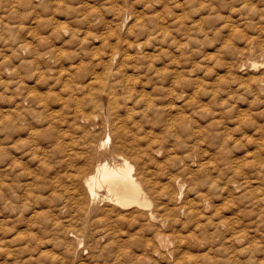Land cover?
Wrapping results in <instances>:
<instances>
[{"label": "rangeland", "instance_id": "obj_1", "mask_svg": "<svg viewBox=\"0 0 264 264\" xmlns=\"http://www.w3.org/2000/svg\"><path fill=\"white\" fill-rule=\"evenodd\" d=\"M146 53L150 57L144 55ZM253 63L256 66H253ZM76 71L81 77L73 74ZM76 76L80 77L79 80ZM89 76L96 78L93 79L91 85H87L90 82ZM73 82L78 83L77 86ZM263 83L264 0H0V112L4 110V113L7 114L8 110L10 114L12 113V116L7 117L6 121L10 122V119L16 121L18 129L9 132L10 128L7 126H0V164L3 159L11 155L10 151H12L16 157L19 156V160L21 159L20 161L24 162L31 172L36 173H32V178L34 175L36 178L35 184L31 186L33 192L35 191L33 194L37 196L39 193V196L45 197L44 199L49 196L48 200H39L35 217L27 221L26 214L20 208L21 202L18 201L16 204L8 202L13 179L6 178L5 188L0 194L1 196L4 193V197L2 199L0 197V213L8 212L9 207L14 208L16 212L14 216H7L6 213L5 223L0 225V264H129L130 262L131 264L134 262L135 264H176V262H178L177 264H264V190L260 191L264 189V180H262L264 179V107H261V105L264 106V98H260L264 97ZM65 85L72 86L67 88ZM111 87L114 89L111 91L116 92L117 98L114 102L116 105L113 106L109 105V88ZM229 88H232L231 92ZM140 92H146V96L140 97ZM206 95H210L211 98ZM250 95L257 96V98L253 97L252 99L249 97ZM27 97L29 101L26 99ZM34 97L35 100L40 99L41 105L37 102L34 103ZM17 100L19 101L17 102ZM219 100L220 102H218ZM30 101L37 105L29 103ZM163 101L164 103H162ZM230 101L233 102L230 103ZM44 102L47 103V107H42ZM187 103L190 105L188 106ZM183 104L186 106L184 107ZM191 105L194 106L191 107ZM149 106H151L148 108L149 110L143 112ZM212 106L213 109H211ZM10 108L12 109L10 110ZM27 108L30 112H25ZM128 108L134 109L127 113L126 109ZM196 109L199 110L196 111ZM214 109L215 112H213ZM17 110L21 114L26 113L27 119L20 118V121L14 119L17 117ZM209 110L213 111L209 112ZM110 111L112 114L109 113ZM31 112L34 113V116ZM140 113L143 114L140 116ZM223 113L225 114L223 115ZM192 115L197 117L193 118ZM82 116L90 117V121H95L92 122L97 125L90 129L93 131L90 140L96 143L93 152L96 146L100 147V143L109 134L110 141L105 144L104 148L96 149L97 154L100 155L103 152L106 157L111 158L115 156L113 155L114 148L118 151L125 148L126 151L122 152L130 157L131 162L134 163L135 159H140L135 161V172L139 170L138 173L145 179L143 184L146 187H148L147 184H151L152 189L150 186L148 187L151 198L149 208L119 207V209L114 204L113 208L109 200H96L95 203L88 205L80 177L89 168L86 166L91 165V160L87 158L89 155L83 151L80 145L84 126L87 127V123L80 119ZM145 116H148L149 119ZM258 118L261 120H257ZM182 119L184 120L182 121ZM218 119H221L222 122L226 120L224 123H227H221V120ZM233 119L234 121H232ZM163 120L169 121V124ZM256 121H259L257 125L260 126V128H256L257 131L254 129L257 126ZM111 123L120 126L118 131L120 133L110 129ZM197 123L199 127L196 125ZM229 123L233 125L231 126ZM141 126L143 129L140 128ZM194 127L196 128L194 129ZM227 128L229 129L226 130ZM258 131L259 133L254 134ZM166 132L167 134H165ZM195 132L196 138L193 135ZM155 133H157L156 136H154ZM190 134L192 135L190 136ZM249 134L251 137L248 136ZM12 135H14V141L11 139V142H8V138H11ZM220 135L221 138H219ZM151 136H154L152 140ZM41 138L45 139L41 144H33V141H38ZM51 138L55 139L54 141L57 143L51 141ZM137 138L141 139L136 141ZM95 140L96 142H94ZM142 141L145 143H141L142 146L144 145L141 149L144 154L147 152L146 156L143 155L142 150L129 147L130 144L135 147L138 142ZM189 141H192L191 144ZM204 141H210L209 145ZM12 142L16 144L15 147L19 146V148L15 149L13 146L11 150ZM113 142L114 145L116 144L115 147ZM124 143L127 144L126 147ZM192 143L194 144L192 145ZM55 144L58 146L57 148H55ZM256 144H259L258 147L255 146ZM148 145L151 147L149 148ZM196 145L203 148H198ZM247 146L251 147L252 151L250 148L247 149ZM128 147L130 150H127ZM228 147L229 150L226 149ZM30 150L33 152L31 153ZM78 150L82 152L76 153L79 152ZM151 150L153 152H150ZM246 151L249 153L245 154ZM53 152L54 154H52ZM46 155L54 156L51 159ZM154 155L159 159L156 157L154 159ZM204 155L206 157L203 158ZM65 156L69 159L66 160ZM145 157L146 159L149 157L147 161L143 160ZM198 158H200V162ZM53 159L55 163L53 162L52 165ZM179 159L184 161H178ZM46 160L50 162L47 163ZM232 163L234 164L231 165ZM254 163L256 166H253ZM139 165H142L141 169L144 167L143 170H140ZM6 167L3 166V169ZM85 167L86 171L83 169ZM201 168L207 169L206 172H203ZM190 169L194 172L191 171V173ZM262 170L263 173H261ZM187 171L189 177L185 174ZM23 172L22 168L16 170L17 179L14 181L16 186L22 185L24 182ZM192 174L194 176L191 177ZM255 174L262 181L260 179H258L260 181H256ZM211 177L212 179H210ZM192 178L195 179L193 183ZM40 179H44V181L42 182ZM261 184L263 188L260 186ZM194 187L196 191H194ZM259 187L261 188L259 189ZM70 188L71 192L68 190ZM101 193H105V191L101 190ZM78 195L80 196L78 197ZM186 196H188L187 199ZM194 196H196L195 200ZM77 198L81 199L77 200ZM199 198L201 200H198ZM62 200H70V206L74 207L73 212L71 211L72 214L74 213L73 215L68 210L70 206L63 207ZM157 202L158 205L160 204L159 206H157ZM69 204L67 203V205ZM77 204L80 207L84 204L90 207L89 214L87 213L86 217L82 216L84 221L77 216ZM212 205L217 209L214 206L215 209L211 208ZM99 208L100 210H98ZM178 209L180 214L177 213V215L175 213L178 212ZM143 211L147 212L148 217L149 213L154 211L155 219L148 218ZM170 212L172 216H170ZM97 215L98 218H96ZM187 216L192 220L191 222ZM143 217H147V220ZM218 219L220 222L217 221ZM171 221L172 223H170ZM180 221H183L184 225ZM201 222L204 224L199 225ZM155 223L157 227L161 226L162 228L154 230ZM226 223H231V226ZM151 224L152 229L149 228ZM177 225L178 227H176ZM182 226L184 230L180 229ZM144 231L145 234L142 233ZM159 232L163 234L160 235ZM179 232L181 235H178ZM137 233H141L142 236L140 237ZM176 235L179 236L178 239ZM200 236L201 238L203 236L201 241L199 240ZM233 236L238 238L235 239ZM12 240L14 242L18 240L15 246ZM174 240H177V243ZM187 240H191V242H187ZM3 241H6L7 244ZM220 241L221 244H219ZM226 242H228L227 245H225ZM249 243H251L250 246ZM8 244L11 246L9 247ZM189 244L190 247H187ZM116 245L117 247H115ZM251 246L254 247V250ZM158 248L161 253L157 251ZM241 249L243 250L241 251ZM184 250L186 254L188 253L187 255ZM214 256L215 258L218 256V258L215 259ZM114 258L115 262L113 263Z\"/></svg>", "mask_w": 264, "mask_h": 264}, {"label": "bare ground", "instance_id": "obj_2", "mask_svg": "<svg viewBox=\"0 0 264 264\" xmlns=\"http://www.w3.org/2000/svg\"><path fill=\"white\" fill-rule=\"evenodd\" d=\"M9 29V28H8ZM88 31V30H87ZM88 33H89V31H88ZM90 34H92L91 32H90ZM87 35V34H86ZM87 38V37H86ZM12 41V40H11ZM263 46V45H262ZM261 46V47H262ZM253 49V48H252ZM251 49V50H252ZM106 53V52H105ZM148 53V52H147ZM144 54V55H148V54ZM111 55V54H110ZM31 56H32V54H31ZM249 56V55H248ZM247 56V57H248ZM36 57V56H35ZM113 57H114V55H113ZM147 57H150L149 55L147 56ZM33 58V57H32ZM39 58V57H38ZM52 58H53V56H52ZM112 58V57H111ZM110 58V59H111ZM249 58V57H248ZM36 59V58H35ZM40 59V58H39ZM124 60V59H123ZM36 61V60H35ZM126 62V61H125ZM127 63V62H126ZM121 64H122V62H121ZM122 66V65H121ZM123 66H125V65H123ZM253 66H256V64L255 63H253ZM77 68H79V67H77ZM110 69V68H109ZM70 70V69H69ZM78 70V69H77ZM79 70H80V68H79ZM111 70V69H110ZM77 72L78 71H76V73L74 72L73 74H77ZM82 72V71H81ZM80 72V73H81ZM263 72V71H262ZM72 73V72H71ZM88 73V72H87ZM66 75H68V74H66ZM65 75V76H66ZM78 75V74H77ZM82 76H83V74H81ZM88 75V74H87ZM263 75V74H262ZM78 76H80V75H78ZM77 77V76H76ZM81 77V76H80ZM79 77V78H80ZM75 78V77H74ZM73 78V79H74ZM78 78V77H77ZM79 78H78V80H79ZM257 78V77H256ZM67 79H69V78H67ZM83 79V78H82ZM81 79V80H82ZM89 84H87V85H91L92 83H93V79L95 80L96 78H94V77H91V76H89ZM65 80V79H64ZM80 80V81H81ZM255 80V79H254ZM253 80V81H254ZM263 80V79H262ZM66 81V80H65ZM64 81V82H65ZM71 81V80H70ZM73 81H76V80H73ZM79 81V82H80ZM84 81V80H83ZM256 81V80H255ZM254 81V82H255ZM72 82V81H71ZM250 82V81H249ZM68 83V82H67ZM67 83H66V85H67ZM74 83V82H73ZM131 83H133V82H131ZM262 83V82H261ZM75 84V83H74ZM78 84V83H77ZM77 84H75L76 86H77ZM128 84H129V82H128ZM251 84V83H250ZM249 84V85H250ZM264 84V83H263ZM65 85V86H66ZM73 85V84H72ZM71 85V86H72ZM80 85V84H79ZM71 86H66L67 88H69V87H71ZM75 86V87H76ZM229 86V85H228ZM228 86H227V88H228ZM86 87V86H85ZM238 87V86H237ZM262 87V86H261ZM79 88V87H78ZM83 88V87H82ZM130 88V87H129ZM193 88V87H192ZM192 88H191V90H192ZM258 88H260L259 86H258ZM74 89V88H73ZM113 88L111 87V88H109V105L110 106H113L114 104L116 105V103H114L115 101H116V96H115V91H111ZM207 89V88H206ZM232 89V88H231ZM231 89L229 88V90H230V92H231ZM238 89V88H237ZM237 89H236V91H237ZM245 89V88H244ZM247 89V88H246ZM248 89H250L249 87H248ZM257 89V88H256ZM255 89V91H258V90H256ZM70 90V89H69ZM72 90V89H71ZM75 91H76V89H74ZM114 90V89H113ZM225 90H227V89H225ZM253 90V89H252ZM73 91V90H72ZM74 91V92H75ZM126 91H127V88H126ZM170 91V90H169ZM196 91V90H195ZM195 91H193V92H195ZM208 91V90H207ZM209 91H210V89H209ZM219 92H220V90H218ZM217 91V92H218ZM228 91V90H227ZM240 91H242V90H240ZM239 91V93H241ZM245 91H247V90H245ZM249 91V90H248ZM250 91H251V89H250ZM249 91V92H250ZM77 92V91H76ZM166 92H168V91H166ZM199 92V91H198ZM212 92V94H213V91H211ZM210 92V93H211ZM218 92V93H219ZM222 92V91H221ZM129 93V92H128ZM236 93V92H235ZM252 93H254L253 91H252ZM252 93H250V94H252ZM194 94V93H193ZM217 94V93H216ZM220 94V93H219ZM226 95H227V93H225ZM231 94V93H230ZM257 94H258V92H257ZM256 94V95H257ZM37 95V94H36ZM139 95V94H138ZM149 95V94H148ZM147 95V96H148ZM168 95V94H167ZM211 95V94H210ZM209 95V96H210ZM214 95V94H213ZM255 95V94H254ZM259 95V94H258ZM38 96H39V94H38ZM141 96H146V92H140V97ZM193 96V95H192ZM194 96H195V94H194ZM207 96V95H206ZM209 96H207V97H209ZM224 95H222V97H223ZM239 96V95H238ZM240 96H243V95H240ZM128 97V96H127ZM167 97V96H166ZM214 97V96H213ZM232 97V96H231ZM249 97H252L251 95L249 96ZM254 97V96H253ZM253 97H252V99H253ZM29 98H31V97H29ZM42 98V97H41ZM136 98V97H135ZM139 98V97H138ZM146 98V97H145ZM145 98H143V99H145ZM149 98H150V96H149ZM202 98V97H201ZM209 98H211V96L209 97ZM215 98V97H214ZM221 98V97H220ZM224 98H225V96H224ZM254 98H257V96L256 97H254ZM259 98V97H258ZM260 98H264V97H260ZM27 100H28V97L26 98ZM44 99V98H43ZM131 99H133L132 97H131ZM143 99H142V101H143ZM156 99V98H155ZM206 99V98H205ZM204 99V100H205ZM232 99V98H231ZM247 100H248V96H247V98H246ZM146 100V99H145ZM195 100V99H194ZM193 100V101H194ZM200 100V99H199ZM208 100V99H207ZM207 100H206V102H207ZM240 100V99H239ZM244 100V99H243ZM260 100V99H259ZM264 100V99H263ZM19 100H17V102H18ZM29 101V100H28ZM141 101V102H142ZM149 100H147V102H148ZM202 101V100H201ZM214 101V100H213ZM245 101V100H244ZM254 101L256 102V100L254 99ZM35 102H37V103H39L40 105H41V103H40V99L39 100H35V97H34V103ZM119 102V101H118ZM130 102V101H129ZM139 102V101H138ZM137 102V103H138ZM146 102V103H147ZM199 102V101H198ZM209 102V101H208ZM215 102V101H214ZM218 102H220V100L218 101ZM217 102V103H218ZM231 102H233V101H230V103ZM257 102H258V100H257ZM260 102H262L261 100H260ZM29 103H31V101L29 102ZM96 103V102H95ZM131 103V102H130ZM149 103V102H148ZM154 103V102H153ZM162 103H164V101L162 102ZM200 103V102H199ZM211 103V102H210ZM249 103V102H248ZM31 104H33V103H31ZM31 104H29L30 106H31ZM47 103L46 102H44V105L42 106V107H47V105H46ZM161 104V103H160ZM205 104V103H204ZM203 104V105H204ZM227 104H228V102H227ZM234 104V103H233ZM239 104H242V103H239ZM245 104V103H244ZM263 104H264V102H263ZM28 105V106H29ZM33 105H35V104H33ZM37 105V104H36ZM35 105V106H36ZM95 105H97V104H95ZM156 105V104H155ZM162 105V104H161ZM184 105V107L186 106V104H183ZM187 105L189 106L190 104H188L187 103ZM198 105V104H197ZM200 105V104H199ZM219 105V104H218ZM247 105V104H246ZM253 105V104H252ZM29 106V107H30ZM133 106V105H132ZM131 106V107H132ZM164 106V105H163ZM177 106H179V105H177ZM176 106V107H177ZM187 106V107H188ZM192 106H194V105H191V107ZM196 106V105H195ZM239 106H242V105H239ZM238 106V107H239ZM251 106V105H250ZM140 107V106H139ZM145 107V106H144ZM151 106H149V107H147V109L145 108V110L143 111V112H145V111H147V110H149L148 108H150ZM186 107V108H187ZM190 107V108H191ZM207 107V106H206ZM261 107H264L263 105H261ZM101 108V107H100ZM182 108V107H181ZM180 108V109H181ZM203 108V107H202ZM214 107L212 106V108L211 109H213ZM219 108H220V106H219ZM242 108V107H241ZM250 108V107H249ZM12 108H10V110H11ZM31 109V108H30ZM33 109H35V108H33ZM44 109V108H43ZM48 109V108H47ZM131 109H134V108H131ZM130 108H128V109H126L127 110V113H128V111L129 110H131ZM142 109V108H141ZM194 110H195V108H193ZM199 109H201V108H199ZM198 109V110H199ZM216 109V108H215ZM215 109H214V111L213 112H215ZM221 109V108H220ZM14 110V109H13ZM20 110V109H19ZM161 110H162V108H161ZM174 110H175V108H174ZM197 109H196V111H198ZM241 110V109H240ZM251 110V109H250ZM27 111H29L30 112V110H29V108H27L26 109V111L25 112H27ZM32 111V110H31ZM37 111V110H36ZM40 111V110H39ZM38 111V112H39ZM41 111H43V110H41ZM40 111V112H41ZM116 111V110H115ZM114 111V112H115ZM157 111H158V109H157ZM206 111V110H205ZM212 111H210L209 110V112H212ZM221 111V110H220ZM219 111V112H220ZM223 111H225V110H223ZM263 111V110H262ZM13 112V111H12ZM14 112H15V110H14ZM22 112H23V110H22ZM96 112V111H95ZM130 112V111H129ZM178 112V111H177ZM183 112V111H182ZM187 112V111H186ZM209 112H206V113H209ZM222 112V111H221ZM241 112H242V110H241ZM248 112H250L251 113V111H249L248 110ZM7 114H5L4 113V110H2L1 112H0V126L1 127H8V128H10L8 131L9 132H14V131H16V130H18L17 129V125H16V121L14 122L13 120H11L10 118V122L9 121H6L7 120V117H11L12 116V113L10 114V112L7 110V112H6ZM32 113V112H31ZM100 113V112H99ZM109 113H111V111L109 112ZM126 113V114H127ZM138 113V112H137ZM148 113V112H147ZM195 113V112H194ZM194 113H193V115H194ZM231 113V112H230ZM238 113H239V111H238ZM261 113V112H260ZM264 113V112H263ZM33 114V116H34V113H32ZM31 114V115H32ZM112 114V113H111ZM110 114V115H111ZM133 114V113H132ZM131 114V115H132ZM141 114H143V113H140V116H141ZM186 115H187V113H185ZM189 114V113H188ZM212 114H214V113H212ZM219 114V113H218ZM225 113H223V115H224ZM25 115H27L26 113L24 114H21L18 110H17V114H16V118H14V119H16V120H18V121H20L19 119L20 118H22V120H25V119H27V117L25 116ZM36 115V114H35ZM92 115V114H91ZM144 115H146L145 113H144ZM150 115V114H149ZM148 115V116H149ZM162 115V114H161ZM177 115H178V113H177ZM192 115V117L194 118V117H197V116H193ZM211 115V114H210ZM215 115V114H214ZM222 115V114H221ZM220 115V116H221ZM237 115V114H236ZM253 114H251V116H252ZM29 116V115H28ZM122 116V115H121ZM135 116H137V115H135ZM143 116V115H142ZM148 116H145V117H148ZM151 116V115H150ZM160 116V115H159ZM191 116V115H190ZM212 116V115H211ZM219 116V115H218ZM217 116V117H218ZM226 116V115H225ZM225 116H224V118H225ZM228 116V115H227ZM230 116V115H229ZM254 117H255V115H253ZM264 116V115H263ZM36 117V116H35ZM104 117V116H103ZM116 117H117V115H116ZM233 117V116H232ZM237 117V116H236ZM241 117V116H240ZM261 117H262V114H261ZM115 118V117H114ZM118 118V117H117ZM142 118V117H141ZM158 118V117H157ZM156 118V119H157ZM188 120H189V115H188ZM199 118V117H198ZM211 118H215V117H211ZM220 118V117H219ZM221 118H222V116H221ZM227 118V117H226ZM239 118V117H238ZM264 118V117H263ZM81 121L83 122H86L87 123V127L86 126H84V124H82L85 128H84V134H83V137H82V140H81V146H82V148H83V151H86V153L89 155V157H87V158H89L90 160H91V165H89L88 164V161H87V164L89 165H87L86 167H89L88 169H87V171L85 170L86 169V167L85 168H83L86 172H85V174L84 175H82V176H80V174H79V172H78V174H79V176L82 178V184H81V181H80V184L84 187V191L86 192V198H85V200L87 201V203H89L88 205L90 206V204H93V203H95L96 202V200H109L111 203H112V205L114 204V205H116V206H118V208L119 207H121V208H127V207H134V208H149L148 206H150V200H151V198H150V196H149V192H148V187L151 185V184H147V186L148 187H146L144 184H143V182L145 181V179L142 177V176H140L141 174H139L138 173V171L137 172H135V166H134V164L136 163L135 161H138V160H140V159H135L134 160V163L133 162H131L130 160V157L128 156H126L125 155V153H123L122 151L124 150V151H126V149L124 148V149H122V151L119 149V151L116 149V148H114V150L112 149V147H111V149L113 150V152H114V154L113 155H115L114 157H106L105 156V154L103 153V152H101L100 153V155L99 154H97V150L101 147V148H104V146H105V144H107L109 141H110V136H109V134H107V136H106V139L102 142V143H100V147H98V146H96L95 147V150H94V152H93V149H94V144H96V143H93L91 140H90V136H91V134H92V132L93 131H91L90 129H92L93 128V126H97V125H95L93 122H95V121H90L91 119H90V117H86V116H82L81 118ZM110 119V118H109ZM147 119H149V117L147 118ZM155 119V120H156ZM191 119V118H190ZM197 119V118H196ZM230 119H232V118H230ZM244 119V118H243ZM250 119V118H249ZM101 120V119H100ZM102 120H103V118H102ZM114 120H116V119H114ZM141 120V119H140ZM139 120V121H140ZM143 120V119H142ZM160 120V119H159ZM173 120V119H172ZM184 119H182V121H183ZM198 120V119H197ZM199 120H200V118H199ZM207 120H209V119H207ZM212 120V119H211ZM211 120H209V121H211ZM219 120V119H218ZM221 120V119H220ZM219 120V121H220ZM257 120H261L260 118H258ZM264 120V119H263ZM262 120V121H263ZM78 121V120H77ZM146 121V120H145ZM144 121V122H145ZM164 122L166 121V120H163ZM174 121V120H173ZM201 121H204V120H201ZM215 121H217V120H215ZM218 121V122H219ZM226 120H224L223 122H222V120H221V123H224ZM227 121H229V120H227ZM232 121H234V119L232 120ZM236 121V120H235ZM238 121V120H237ZM236 121V122H237ZM242 121V120H241ZM109 122H111V121H109ZM134 122V121H133ZM142 122V121H141ZM143 122V123H144ZM148 122H149V120H148ZM162 122V121H161ZM160 122V123H161ZM169 122V121H168ZM167 121H166V123H168ZM207 122V121H206ZM240 122V121H239ZM257 122V121H256ZM259 122V121H258ZM258 122L256 123V125L258 124ZM264 122V121H263ZM79 123V122H78ZM85 123V124H86ZM140 123V122H139ZM145 123H147V122H145ZM165 123V124H166ZM192 123V122H191ZM196 123V122H195ZM200 123V122H199ZM208 123H210V122H208ZM207 123V124H208ZM212 123H213V121H212ZM215 123V122H214ZM227 123V122H226ZM226 123H224V124H226ZM36 124V123H35ZM81 124V123H80ZM158 124V123H157ZM169 124V123H168ZM217 124V123H216ZM223 124V125H224ZM230 124V123H229ZM264 124V123H263ZM79 125V124H78ZM136 125V124H135ZM139 125V124H138ZM141 125V124H140ZM150 125V124H149ZM163 125V124H162ZM196 125H198V127H199V124L197 123ZM200 125H202V124H200ZM206 125V124H205ZM215 125V124H214ZM231 125V124H230ZM233 125V124H232ZM231 125V126H232ZM234 125H235V123H234ZM239 125V124H238ZM259 125H260V123H259ZM101 126V125H100ZM109 126H110V124H109ZM145 126V125H144ZM152 126V125H151ZM172 126V125H171ZM191 126H192V124H191ZM195 126V125H194ZM203 126V125H202ZM208 126H209V124H208ZM220 126H222V125H220ZM253 126H255V125H253ZM263 126V125H262ZM81 127V126H80ZM120 127V126H119ZM119 127L116 125V124H114V123H111V127H110V129L111 130H113L114 132H118L120 129H119ZM166 127V126H165ZM176 127V126H175ZM174 127V128H175ZM186 127V126H185ZM197 127V126H196ZM196 127H194V129L196 128ZM197 127V128H198ZM225 127V126H224ZM227 127V126H226ZM86 128H88V129H86ZM102 129H103V127H101ZM140 128H142V126L140 127ZM202 128V127H201ZM205 128V127H204ZM222 128V127H221ZM256 128H260V126L258 127V125L254 128V129H256ZM80 129V128H79ZM78 129V130H79ZM143 129V128H142ZM157 129V128H156ZM159 129V128H158ZM171 129H172V127H171ZM178 129H181V128H178ZM191 129H193V127H191ZM219 129H220V127H219ZM229 128H227L226 130H228ZM262 129V128H261ZM77 130V129H76ZM82 130V129H81ZM163 130V129H162ZM175 130H176V128H175ZM199 130V129H198ZM213 130H215V129H213ZM243 130V129H242ZM258 129H256L255 131H257ZM260 130V129H259ZM46 131H47V129H46ZM104 131V130H103ZM110 131V130H109ZM113 131H112V133H113ZM122 131V130H121ZM124 131V130H123ZM122 131V132H123ZM152 131H154V130H152ZM157 131V130H156ZM182 131V130H181ZM200 131V130H199ZM210 131V130H209ZM222 131H223V129H222ZM247 131V130H246ZM149 132V131H148ZM160 132V131H159ZM172 132H173V130H172ZM184 132V131H183ZM203 132V131H202ZM213 132V131H212ZM227 132V131H226ZM45 133V132H44ZM76 133V132H75ZM78 133H79V131H78ZM111 133V132H110ZM118 133H120V132H118ZM150 133H152V132H150ZM160 133H162L163 134V132H160ZM159 133V134H160ZM170 133V132H169ZM188 134H189V132H187ZM186 133V134H187ZM192 133V132H191ZM225 133V132H224ZM245 133V132H244ZM248 133V132H247ZM256 133H259V131L258 132H255L254 134H256ZM156 134L157 133H155V135L154 136H156ZM161 134V135H162ZM165 134H167V132L165 133ZM177 134V133H176ZM181 134V133H180ZM205 134V133H204ZM208 134H209V132H208ZM221 134V133H220ZM262 134V133H261ZM121 135V134H120ZM123 135H124V133H123ZM161 135H159V136H161ZM192 134H190V136H191ZM194 135V137L195 136H197L196 135V132H195V134H193ZM215 135V134H214ZM236 135V134H235ZM245 135H247L246 133H245ZM78 136V135H77ZM114 136H117V135H114ZM154 136H151L150 138H151V140L153 139L152 137H154ZM164 136V135H163ZM172 136V135H171ZM173 136H175V135H173ZM181 136V135H180ZM225 136H227V135H225ZM248 136H250V134L248 135ZM148 137V136H147ZM204 137V136H203ZM206 137V136H205ZM246 137V136H245ZM251 137V136H250ZM261 137V136H260ZM10 138V137H9ZM8 138V142H11V139H12V141H14V135H12V137L9 139ZM91 138H92V136H91ZM122 138V137H121ZM124 138V137H123ZM145 138V137H144ZM156 138V137H155ZM154 138V139H155ZM159 138V137H158ZM193 138V137H192ZM196 138V137H195ZM219 138H221V135L219 136ZM222 138H224V137H222ZM234 138V137H233ZM247 138V137H246ZM245 138V139H246ZM259 138V137H258ZM71 139V138H70ZM141 138H137V139H135L136 141H138V140H140ZM143 139V138H142ZM194 139V138H193ZM198 139H200V138H198ZM215 139V138H214ZM238 139H239V137H238ZM240 139H241V137H240ZM250 139V138H249ZM257 139V138H256ZM42 140H45L44 138H41V139H38V141L36 140V141H33L34 143V145H37L38 143H42ZM54 141L55 139H53V138H51V141ZM73 140V139H72ZM78 140H80L79 138H78ZM126 140H127V138H126ZM147 140V139H146ZM149 140V139H148ZM147 140V141H148ZM159 140V139H158ZM157 140V141H158ZM161 140V139H160ZM259 140H260V138H259ZM57 141V140H56ZM67 141V140H66ZM74 141H77V139L75 140L74 139ZM73 141V142H74ZM203 141V140H202ZM218 141V140H217ZM221 141V140H220ZM234 141H235V139H234ZM245 141V140H244ZM250 141V140H249ZM264 141V140H263ZM55 142V141H54ZM54 142H53V144H54ZM65 142V141H64ZM69 142V141H68ZM94 142H96V140L94 141ZM126 142V141H125ZM153 142V141H152ZM191 142L192 141H189V143L191 144ZM199 142V141H198ZM205 142H209L210 143V141H204V143ZM243 142V141H242ZM251 142V141H250ZM255 142V141H254ZM259 142V141H258ZM261 142V141H260ZM259 142V143H260ZM55 143H57V142H55ZM127 143V142H126ZM141 143H145V141L143 142H138L137 143V145L134 147V146H132L131 144L129 145V147H131V148H133V149H136V150H142L141 148H143V146H142V144ZM156 143V142H155ZM195 143V142H194ZM194 143H192V145L194 144ZM209 143L207 144V145H209ZM220 144H221V142H219ZM52 144V143H51ZM66 144V143H65ZM150 144V143H149ZM163 144V143H162ZM206 144V143H205ZM204 144V145H205ZM227 144V143H226ZM251 144H253V143H251ZM0 145H1V142H0ZM15 143L14 142H12V145H10V148L11 147H15ZM60 145V144H59ZM62 145V144H61ZM68 145V144H67ZM71 145V144H70ZM73 145V144H72ZM113 145H114V142H113ZM116 145V144H115ZM115 145H114V147H115ZM127 146V144H125L124 143V146ZM200 145H201V142H200ZM219 145V144H218ZM222 145V144H221ZM220 145V148L222 147ZM257 145H259V144H256L255 146H257ZM263 145V144H262ZM51 146V145H50ZM55 148H57L58 146L55 144ZM65 146V145H64ZM122 146H123V144H122ZM125 146V147H126ZM142 146V147H141ZM146 146V145H145ZM149 146V148L151 147V145H148ZM195 146V145H194ZM214 146V145H213ZM17 147V146H16ZM15 147V149H17V148H19V146L16 148ZM60 147V146H59ZM66 147V146H65ZM129 147L127 148V150H130L129 149ZM191 147V146H190ZM189 147V148H190ZM196 147H198L197 145H196ZM200 147V146H199ZM198 147V148H199ZM205 147H210V146H205ZM218 147V146H217ZM229 147H231V146H229ZM229 147L228 148H226V149H228L229 150ZM248 147V146H247ZM252 147H254V146H252ZM258 147V146H257ZM262 147V146H261ZM42 147H40V149H41ZM123 148V147H122ZM138 148V149H137ZM200 148H203V147H200ZM212 148V147H211ZM233 148V147H232ZM251 149V151H252V148L251 147H248L247 149ZM63 149V148H62ZM61 149V150H62ZM97 149V150H96ZM152 149V148H151ZM158 149V148H157ZM213 149H215V148H213ZM216 149H218V148H216ZM255 149V148H254ZM0 150H1V147H0ZM11 150H12V148H11ZM42 150V149H41ZM56 150V149H55ZM60 150V149H59ZM59 150H57V151H59ZM146 150H148V149H146ZM153 150V149H152ZM150 151V152H153V151ZM193 150H194V148H193ZM197 150V149H196ZM220 150V149H219ZM218 150V151H219ZM223 150H224V148H223ZM231 150V149H230ZM263 150V149H262ZM31 151V150H30ZM43 151V150H42ZM70 151V150H69ZM79 152H76V153H80V152H82V151H80V150H78ZM140 151H138V152H140ZM143 151V150H142ZM203 151V150H202ZM205 151H208V150H205ZM204 151V152H205ZM216 151V150H215ZM226 151V150H225ZM254 151V150H253ZM258 151V150H257ZM33 151H31V153H32ZM35 152H36V149H35ZM34 152V153H35ZM37 152H39V151H37ZM41 152V151H40ZM39 152V153H40ZM55 152V151H54ZM54 152L52 153V154H54ZM71 152V151H70ZM73 152V151H72ZM155 152V151H154ZM198 152H200V151H198ZM198 152H196V153H198ZM224 152V151H223ZM222 152V153H223ZM230 152V151H229ZM233 152H235V151H233ZM10 153H11V155H9L8 156V158H5V159H3V161H2V164H0V194H1V191L3 192V190H4V188H5V181H6V178L8 179V177H9V179H13L12 180V191H10V196L8 195V202H10L11 204H16L18 201L19 202H21V206H20V208H21V210H22V212L23 213H25L26 214V217H27V221H29V220H31L32 218H34L35 217V214L37 213V205H38V203H39V200H46L49 196H47V198L46 199H44V198H42V196H39V193H37L38 195L36 196V195H34L33 193L35 192H33V190L31 189V186L33 185V184H35V180H36V178H35V175L33 176V178H32V173L34 172V171H30L29 169H28V167L26 166V164L24 163V162H22V161H20L19 160V156H17L16 157V155H14L13 154V152L12 151H10ZM14 153H16V152H14ZM24 153V152H23ZM22 153V154H23ZM28 153V152H27ZM30 153V152H29ZM28 153V154H29ZM56 153V152H55ZM75 153V152H74ZM111 153V152H110ZM109 153V154H110ZM132 153H134V152H132ZM147 153V152H146ZM145 153V154H146ZM193 153V152H192ZM202 153V152H201ZM209 153H211L210 151H209ZM221 153V152H220ZM248 153H249V151H248ZM247 153V151H246V153L245 154H248ZM252 153V152H251ZM264 153V152H263ZM19 154V153H18ZM126 154H128V153H126ZM135 154H136V152H135ZM140 154H141V152H140ZM144 154V151H143V155H145ZM152 154V153H151ZM253 154V153H252ZM251 154V155H252ZM31 155V154H30ZM39 155V154H38ZM37 155V156H38ZM42 155V154H41ZM59 155H60V153H59ZM59 155H56V156H59ZM64 155V154H63ZM62 155V156H63ZM67 155V154H66ZM77 155V154H76ZM81 155V154H80ZM168 155V154H167ZM199 155V154H198ZM206 155V154H205ZM203 156V158L204 157H206V156ZM227 155H229V154H227ZM226 155V156H227ZM256 155V154H255ZM22 156H24V154L22 155ZM33 156V155H32ZM48 158H49V156L48 155H46ZM52 156H54V155H52ZM52 156H50L51 157V159H52ZM70 156V155H69ZM79 156V155H78ZM84 156H85V154H84ZM146 156V155H145ZM149 156H150V154H149ZM169 156V155H168ZM215 156V155H214ZM225 156V157H226ZM261 156V155H260ZM30 157V156H29ZM41 157V156H40ZM39 157V158H40ZM66 157V156H65ZM76 157V156H75ZM131 157H133V156H131ZM141 157V156H140ZM139 157V158H140ZM155 155H154V159H155ZM198 157V156H197ZM196 157V158H197ZM210 157V156H209ZM211 157H212V155H211ZM216 157V156H215ZM224 157V158H225ZM253 157V156H252ZM256 157H257V155H256ZM28 158V157H27ZM38 158V159H39ZM57 158V157H56ZM67 158V157H66ZM72 158V157H71ZM83 158V157H82ZM85 158V157H84ZM149 158V157H148ZM148 158L146 159V157H145V159H143V160H148ZM157 158V157H156ZM170 158V157H169ZM202 158V157H201ZM226 158H228V157H226ZM225 158V159H226ZM43 159V158H42ZM59 159V158H58ZM69 158H67L66 160H68ZM130 159V160H129ZM150 159H151V156H150ZM157 159H159V158H157ZM173 159V158H172ZM178 159V158H177ZM199 159V162H200V158H198ZM208 159V158H207ZM213 159V158H212ZM261 159V158H260ZM19 160V161H18ZM28 160V159H27ZM40 160V159H39ZM48 160V159H47ZM46 160V162L47 163H49L48 161ZM50 160V159H49ZM65 159H64V161H66ZM142 160V159H141ZM152 160V159H151ZM165 160V159H164ZM171 160V159H170ZM174 160V159H173ZM183 160V159H182ZM181 159H179L178 161H182ZM44 161V160H43ZM61 161V160H60ZM59 161V162H60ZM64 161H63V163H64ZM72 161H73V159H72ZM132 161H133V159H132ZM161 161V160H160ZM184 161V160H183ZM224 161V160H223ZM257 161V160H256ZM52 162V165H53V162H54V159H53V161H51ZM59 162H57V163H59ZM78 162V161H77ZM142 162H144V161H142ZM155 162H158V161H155ZM38 163V162H37ZM55 163V162H54ZM71 163H73V162H71ZM70 163V164H71ZM133 163V164H132ZM145 163V162H144ZM154 163V162H153ZM161 163V162H160ZM38 164H40V163H38ZM60 164V163H59ZM67 164H69V163H67ZM146 164V163H145ZM156 164V163H155ZM168 164H170V163H168ZM167 164V165H168ZM179 164V163H178ZM234 163H232L231 165H233ZM258 164V163H257ZM49 165V164H48ZM64 165V164H63ZM62 165V166H63ZM72 165H74V164H72ZM82 165H84V164H82ZM81 165V166H82ZM136 165V164H135ZM138 165V164H137ZM143 165V164H142ZM142 165L139 167L140 168V170H143V168L141 169V167H142ZM158 165V164H157ZM156 165V166H157ZM165 165V164H164ZM175 165H177V164H175ZM186 165V164H185ZM199 167H200V165L199 164H197ZM204 165V164H203ZM236 165V164H235ZM234 165V166H235ZM250 165V164H249ZM3 166H7L5 169H3ZM62 166H60L61 168H62ZM68 166V165H67ZM147 166V165H146ZM170 166V165H169ZM253 166H256L255 165V163H254V165ZM45 167H48V166H45ZM56 167V166H55ZM73 167V166H72ZM72 167H70V168H72ZM78 167V166H77ZM184 167V166H183ZM191 167V166H190ZM229 167V166H228ZM231 167V166H230ZM233 167V166H232ZM263 167V166H262ZM19 168H22L23 170H24V172H23V180H24V182L22 183V185H15V180L17 179V177L15 176V172H16V170H19ZM66 168V167H65ZM68 168V167H67ZM69 168V169H70ZM138 168V169H139ZM154 168H155V165H154ZM193 168V167H192ZM234 168V167H233ZM264 168V167H263ZM80 169H82V168H80ZM162 169H163V167H162ZM166 169V168H165ZM170 169V168H169ZM182 169V168H181ZM187 169V168H186ZM202 170H203V168H201ZM201 169H199V170H201ZM228 169V168H227ZM59 170V169H58ZM73 170H75V168L73 167ZM157 170H161V169H157ZM184 170H185V168H184ZM188 170V169H187ZM198 170V171H199ZM206 170L207 169H205V170H203V172L205 171L206 172ZM189 171V170H188ZM188 171L185 173V174H187L188 173ZM192 170L190 169V172H191ZM228 172L230 171V170H227ZM231 171H232V169H231ZM256 171V170H255ZM81 172H83L82 170H81ZM192 172H194V171H192ZM191 172V173H192ZM197 172V171H196ZM254 172V171H253ZM64 173V172H63ZM140 173H142V171H140ZM146 173V172H145ZM261 173H263V170L261 171ZM33 174H36L35 172L33 173ZM78 174H77V177H79L78 176ZM148 174V173H147ZM190 174V173H189ZM198 174V173H197ZM228 174V173H227ZM252 174V173H251ZM56 175V174H55ZM69 175V174H68ZM76 175V174H75ZM75 175H72V176H74L75 177ZM146 175V174H145ZM188 175V174H187ZM71 176V175H70ZM192 176H194L193 174L191 175V177ZM226 176V175H225ZM252 176V175H251ZM250 176V177H251ZM255 176H256V174H255ZM255 176H252V177H255ZM188 177H189V175H188ZM201 177H203V176H201ZM200 177V178H201ZM214 177V176H213ZM216 177V176H215ZM259 177V176H258ZM263 177H264V174H263ZM73 178V177H72ZM143 178V179H142ZM209 178V177H208ZM256 178H257V176H256ZM38 179V178H37ZM55 179V178H54ZM71 179V178H70ZM70 179H69V181H70ZM150 179V178H149ZM148 179V180H149ZM193 179V178H192ZM198 179V178H197ZM210 179H212V177L210 178ZM209 179V180H210ZM258 179H260L261 180V178H257L256 179V181L258 180ZM40 180H42V179H40ZM77 180V179H76ZM191 180V179H190ZM195 179H193L192 180V183H193V181H194ZM199 180V179H198ZM201 180V179H200ZM208 180V181H209ZM253 180V179H252ZM260 180H258V181H260ZM262 180H264V179H262ZM261 180V181H262ZM35 181V182H34ZM38 181V180H37ZM44 181V179L42 180V182ZM73 181V180H72ZM150 181V180H149ZM197 181V180H196ZM253 181H255V179L253 180ZM252 181V182H253ZM39 182V181H38ZM154 182V181H153ZM152 182V183H153ZM202 182V181H201ZM218 182V181H217ZM248 182V181H247ZM252 182H251V184H252ZM146 183H147V181H146ZM149 183H151V182H149ZM210 183V182H209ZM219 183V182H218ZM262 183V182H261ZM18 184H20V183H18ZM39 184H40V182H39ZM78 184V183H77ZM202 184V183H201ZM215 184V183H214ZM217 184V183H216ZM259 184V183H258ZM263 184H264V182H263ZM197 185H199V184H197ZM196 185V186H197ZM208 185V184H207ZM39 186V185H38ZM193 186H195V185H193ZM255 186V185H254ZM259 186V185H258ZM260 186H262V184L260 185ZM34 187V186H33ZM73 187V186H72ZM207 187V186H206ZM250 187V186H249ZM256 187V186H255ZM254 187V188H255ZM38 188V187H37ZM78 188V187H77ZM80 188H82V187H80ZM150 188H151V186H150ZM176 187H174V189H175ZM199 188H201L200 186H199ZM202 188H203V184H202ZM209 188V187H208ZM207 188V189H208ZM261 187H259V189H260ZM262 188H263V186H262ZM34 189V188H33ZM36 189V188H35ZM46 189H47V187H46ZM83 189V188H82ZM152 189V188H151ZM190 189H191V187H190ZM190 189H189V192H190ZM194 189V191H196V189H195V187L193 188ZM206 189V188H205ZM37 190V189H36ZM41 190V189H40ZM69 191L71 190V188L70 189H68ZM68 190H67V192H68ZM101 190H104L105 191V193H101ZM176 190H177V188H176ZM175 190V191H176ZM186 190V189H185ZM204 190V189H203ZM202 190V191H203ZM262 190H264V189H261L260 191H262ZM46 191V190H45ZM82 191V190H81ZM163 191V190H162ZM193 191V190H192ZM198 191V190H197ZM216 191V190H215ZM38 192H39V190H38ZM71 192V191H70ZM73 192H74V189H73ZM199 192V191H198ZM207 192V191H206ZM205 192V193H206ZM176 193H179V192H176ZM201 193V192H200ZM199 193V194H200ZM211 193V192H210ZM215 193V192H214ZM216 193H217V191H216ZM51 194V193H50ZM69 194V193H68ZM84 194V193H83ZM163 194V193H162ZM186 194H187V192H186ZM191 194V193H190ZM263 194V193H262ZM72 195H74V194H72ZM71 195V196H72ZM161 195V194H160ZM178 195V194H177ZM176 195V196H177ZM184 195H185V193H184ZM196 195H198V194H196ZM202 195V194H201ZM200 195V196H201ZM215 195V194H214ZM51 196V195H50ZM63 196V195H62ZM71 196H69L70 198H71ZM80 195H78V197H79ZM190 196V195H189ZM264 196V195H263ZM1 197V199L4 197V193H2V195L0 196ZM67 197V196H66ZM68 197V198H69ZM187 197L188 196H186L185 198L187 199ZM195 197L196 196H194V200H195ZM206 198H207V196H205ZM204 197V198H205ZM76 198V197H75ZM176 198V197H175ZM190 198V197H189ZM205 198V199H206ZM264 198V197H263ZM59 199H62V198H60L59 197ZM58 199V200H59ZM65 199V198H64ZM73 199V198H72ZM71 199V200H72ZM79 199H81V198H77V200H79ZM192 199V198H191ZM208 199V198H207ZM207 199H206V201H207ZM48 200V199H47ZM173 200H176V199H173ZM184 200V199H183ZM193 200V199H192ZM193 200V201H194ZM198 200H201L200 198L198 199ZM261 200V199H260ZM61 201V200H60ZM63 201V207H65V206H70V204H69V201L70 200H62ZM75 201V200H74ZM158 201V200H157ZM160 201V200H159ZM177 201V200H176ZM186 201V200H185ZM184 201V202H185ZM189 201V200H188ZM192 201V202H193ZM211 201V200H210ZM215 201V200H214ZM160 202H162V201H160ZM170 202V201H169ZM183 202V203H184ZM198 202V201H197ZM260 202V201H259ZM47 203V202H46ZM67 203L69 204V205H67ZM86 203V204H87ZM106 203V202H105ZM166 203V202H165ZM174 203V202H173ZM172 203V204H173ZM176 203V202H175ZM187 203V202H186ZM189 203V202H188ZM199 203H201V202H199ZM212 203H213V200H212ZM211 203V204H212ZM86 204H84L82 207H80L78 204V207H77V210H76V212H78V215L77 216H79L81 219H82V216L83 217H86V214L90 211V207L88 206V205H86ZM157 204V206H159L158 205V202L156 203ZM168 204V203H167ZM167 204H166V206H167ZM182 204V203H181ZM256 204H258V202H256ZM109 205V204H108ZM111 205V204H110ZM114 205H113V208H114ZM162 205V204H161ZM178 205V204H177ZM180 205V204H179ZM198 205V204H197ZM183 206V205H182ZM199 206H200V204H199ZM203 206V205H202ZM214 205H212V207L211 208H214L213 207ZM259 206H261L260 204H259ZM259 206H257V207H259ZM156 207V206H155ZM154 207V208H155ZM175 208H176V206H174ZM192 207V206H191ZM195 207H196V205H195ZM201 207V206H200ZM117 208V209H118ZM169 208H171L170 206H169ZM174 208V209H175ZM187 208V207H186ZM194 208V207H193ZM216 208V207H215ZM214 208V209H215ZM74 209V207H69L68 208V210H70V213H71V211ZM115 209H116V207H115ZM120 209V208H119ZM167 209V208H166ZM182 209H183V207H182ZM217 209V208H216ZM98 210H100V208L98 209ZM102 210V209H101ZM105 210V209H104ZM111 210V209H110ZM130 210V209H129ZM136 210V209H135ZM155 211H156V209H154ZM165 210V209H164ZM163 210V211H164ZM173 210V209H172ZM187 210V209H186ZM193 210V209H192ZM213 210V209H212ZM262 210V209H261ZM127 211V210H126ZM141 211V210H140ZM162 211V212H163ZM171 211V210H170ZM196 211H197V209H196ZM195 211V212H196ZM217 211V210H216ZM9 212V213H8ZM8 212H4V213H0V225L2 226L3 225V223H5V221H4V219L6 218V213H7V216H14L15 215V212H16V210L14 209V208H10L9 207V209H8ZM73 212V211H72ZM103 212H105V211H103ZM108 212V211H107ZM110 212V211H109ZM131 212V211H130ZM135 211H134V209H133V213H134ZM137 212V211H136ZM142 212V211H141ZM141 212H140V214H141ZM144 212V214H146L145 213V211H143ZM154 212V211H153ZM153 212H150L149 213V217H150V219H155V215H154V213ZM165 212V211H164ZM175 212V211H174ZM187 212V211H186ZM191 212V211H190ZM193 213H194V211H192ZM201 212H202V210H201ZM204 212V211H203ZM96 214H97V212H95ZM138 213V212H137ZM169 213V212H168ZM171 213V212H170ZM177 213H179V209H178V212L176 211V213L175 214H177ZM217 213V212H216ZM263 213V212H262ZM72 214V213H71ZM74 214V213H73ZM72 214V215H73ZM89 214V213H88ZM102 214V213H101ZM135 214V213H134ZM143 214V215H144ZM174 214V213H173ZM180 214V213H179ZM230 214H232V213H230ZM234 214V213H233ZM76 215V214H75ZM85 215V216H84ZM133 215V214H132ZM148 214H146V216H147ZM170 215V214H169ZM178 215V214H177ZM199 215H201L200 213H199ZM204 215L206 216V214L204 213ZM124 216H125V213H124ZM131 216V215H130ZM145 216V215H144ZM159 216H161V215H159ZM170 216H172V213H171V215ZM189 216H192V215H189ZM235 216H237L236 215V213H235ZM235 216H234V218H235ZM70 217V216H69ZM89 217V216H88ZM96 217V216H95ZM94 217V218H95ZM133 217V216H132ZM137 217V216H136ZM136 217L134 218L135 220H136ZM138 217H141V216H138ZM148 217V216H147ZM146 217V218H147ZM148 217V218H149ZM163 217V216H162ZM179 217H180V215H179ZM188 217V216H187ZM219 217V216H218ZM67 218V217H66ZM72 218V217H71ZM79 218V219H80ZM96 218H98V215H97V217ZM143 218H145V217H143ZM145 218V219H146ZM172 218V217H171ZM171 218H169V219H171ZM192 218V217H191ZM203 218V217H202ZM208 218V217H207ZM226 218V217H225ZM263 218H264V216H263ZM133 219V220H134ZM174 219V218H173ZM177 219V218H176ZM181 219V218H180ZM188 219H189V217H188ZM187 219V220H188ZM201 219V218H200ZM206 219V218H205ZM231 219H232V217H231ZM74 220H75V218H74ZM73 220V221H74ZM83 220V219H82ZM104 220V219H103ZM135 220H134V222H135ZM139 220L140 221H142L143 222V220H141L140 218H139ZM147 220V219H146ZM187 220H186V222H187ZM190 220V219H189ZM199 220V219H198ZM69 221H71V219H69ZM81 221V220H80ZM84 221V220H83ZM97 221V220H96ZM100 221V220H99ZM173 221H178V220H173ZM185 221V220H184ZM192 220H190V222H191ZM196 221V220H195ZM213 221H214V219H213ZM217 221H219L220 222V220L218 219ZM231 221H233V220H231ZM77 222V221H76ZM150 222V221H149ZM148 222V223H149ZM181 222V221H180ZM183 222V221H182ZM181 222V223H182ZM189 222V223H190ZM199 222H200V220H199ZM225 222H227L226 221V219H225ZM228 222H230V221H228ZM140 223V222H139ZM151 223V222H150ZM170 223H172V221L170 222ZM170 223H169V225H170ZM174 223H176V222H174ZM173 223V224H174ZM196 223V222H195ZM198 223V222H197ZM204 224V222H201V223H199V225H201V224ZM207 223V222H206ZM213 223V222H212ZM211 223V224H212ZM222 223H223V219H222ZM221 223V224H222ZM233 223V222H232ZM156 224V223H155ZM177 224V223H176ZM183 225H184V223H182ZM186 224V223H185ZM194 224V223H193ZM192 224V225H193ZM218 224V223H217ZM231 224V223H230ZM230 224H227L226 223V225H229V226H231ZM175 225V224H174ZM199 225H197V226H199ZM236 225V224H235ZM155 226V227H154ZM153 227H154V230H155V228H162L161 226L160 227H157V224L156 225H154ZM180 226V225H179ZM196 226V225H195ZM216 226V225H215ZM141 227V226H140ZM152 227V224H151V226L149 225V228H151ZM172 227V226H171ZM176 227H178V225L176 226ZM185 227V226H184ZM201 227V226H200ZM228 227V226H227ZM143 228V227H142ZM148 228V227H147ZM174 228V227H173ZM190 228V227H189ZM205 228V227H204ZM219 228V227H218ZM232 228V227H231ZM234 228V227H233ZM152 229V228H151ZM170 229H172V228H170ZM175 229H179V228H175ZM174 229V230H175ZM180 229H183V226H182V228H180ZM202 229V228H201ZM206 229V228H205ZM208 229V228H207ZM215 229V228H214ZM229 229H230V227H229ZM143 230H145L144 228H143ZM143 230H141V231H143ZM158 230H160V229H158ZM157 230V231H158ZM184 230V229H183ZM182 230V231H183ZM199 230V229H198ZM210 230V229H209ZM218 230H221V229H218ZM147 231H150V230H147ZM156 231V232H157ZM188 231V230H187ZM174 232H176V230L174 231ZM185 232V235H186V231H184ZM201 233H204V232H202V231H200ZM206 232H208V231H206ZM142 233H144L145 234V231L144 232H142ZM147 233V232H146ZM188 233V232H187ZM190 233V232H189ZM195 233V232H194ZM223 233V232H222ZM221 233V234H222ZM139 233H137V235H138ZM141 234V233H140ZM139 234V235H140ZM143 234V235H144ZM156 234V233H155ZM155 234H153L154 236H155ZM159 234H160V232H159ZM163 234V233H162ZM162 234H160V235H162ZM228 234H229V231H228ZM228 234H226L227 236H228ZM234 234V233H233ZM244 234V233H243ZM245 234H246V232H245ZM7 236H8V234H6ZM92 235V234H91ZM123 235H125V234H123ZM158 235V234H157ZM178 235H181L180 234V232H179V234ZM189 235H191V234H189ZM194 235V234H193ZM195 235H197V234H195ZM210 235H212V234H210ZM214 235V234H213ZM247 235V234H246ZM95 236V235H94ZM129 236H131L130 234H129ZM136 236V235H135ZM142 235H140V237H141ZM192 236V235H191ZM209 236V235H208ZM227 236H225V238L227 237ZM6 237V236H5ZM9 237V236H8ZM93 237V236H92ZM138 237V236H137ZM139 237V238H140ZM168 237V236H167ZM176 237H177V239L179 238V236H177L176 235ZM186 237L188 238V236L186 235ZM193 237V236H192ZM191 237V238H192ZM194 237H196V236H194ZM198 237V236H197ZM230 237V236H229ZM243 237V236H242ZM18 239H20L19 237H17ZM130 238V237H129ZM153 238V237H152ZM175 238V237H174ZM199 238V237H198ZM200 238H201V236H200ZM202 238H203V236H202ZM202 238L201 239H199L200 241L202 240ZM225 238H223V239H225ZM233 238H235L234 236H233ZM238 237H236L235 239H237ZM245 238V237H244ZM11 239V238H10ZM22 239V238H21ZM23 239H25V238H23ZM22 239V240H23ZM29 239H30V237H29ZM82 239V238H81ZM124 239V238H123ZM126 239V238H125ZM141 239V238H140ZM139 239V240H140ZM145 240L147 239V238H144ZM144 239H143V241H144ZM176 239V238H175ZM182 239V238H181ZM189 239V238H188ZM208 239V238H207ZM227 239V238H226ZM235 239H233V240H235ZM240 239V238H239ZM4 240H5V238H4ZM31 240V239H30ZM127 240V239H126ZM151 240H153V239H151ZM180 240V239H179ZM178 240V241H179ZM210 240V239H209ZM208 240V241H209ZM248 240V239H247ZM16 241L18 242V240H15V242H14V240H12V242H14V246H15V243H16ZM20 241V240H19ZM141 241V240H140ZM175 242L177 241V240H174ZM224 241V240H223ZM228 241V240H227ZM5 244H7L6 243V241H3ZM8 242V241H7ZM31 242V241H30ZM30 242H29V244H30ZM128 242V241H127ZM129 242H131V241H129ZM154 242V241H153ZM185 242H186V240H185ZM187 242H191V240L190 241H188L187 240ZM195 242H197V241H195ZM199 242V241H198ZM197 242V243H198ZM210 242V241H209ZM230 242V241H229ZM251 242V241H250ZM82 243V242H81ZM109 243V242H108ZM126 243V242H125ZM177 243V242H176ZM227 243L228 242H226V244L225 245H227ZM115 244V243H114ZM117 244V243H116ZM123 244H124V242H123ZM146 245L148 244V243H145ZM178 244H180V243H178ZM185 244V243H184ZM184 244H182L183 246H184ZM219 244H221V241H220V243ZM246 244H247V241H246ZM245 244V245H246ZM250 244L251 243H249V246H250ZM13 245V244H12ZM126 245V244H125ZM153 245V244H152ZM193 245V244H192ZM198 245V244H197ZM225 245H223V246H225ZM235 245V244H234ZM248 245V244H247ZM253 245V244H252ZM255 245V244H254ZM8 246L10 247L11 245L10 244H8ZM177 246V245H176ZM175 246V247H176ZM181 246V245H180ZM182 246V247H183ZM213 246V245H212ZM211 246V247H212ZM237 246V245H236ZM115 247H117V245L115 246ZM187 247H190V244H189V246L187 245ZM186 247V248H187ZM221 247V246H220ZM232 247H234L233 245H232ZM248 247V246H247ZM252 247V246H251ZM13 248V247H12ZM119 249H120V247H118ZM142 248V247H141ZM177 248H178V250H180L179 249V247L177 246ZM176 248V249H177ZM184 248V247H183ZM209 248H210V246H209ZM217 248H219V247H217ZM224 248V247H223ZM244 248V247H243ZM249 248V247H248ZM253 248V250H254V247H252ZM252 248H250V249H252ZM9 249V248H8ZM20 249V248H19ZM143 249V248H142ZM189 249V248H188ZM208 249V248H207ZM13 250V249H12ZM116 250V249H115ZM173 250V249H172ZM181 250H182V248H181ZM186 250V249H185ZM184 250V252H185V254H186V251ZM209 250V249H208ZM211 250V249H210ZM243 249H241V251H242ZM118 251V250H117ZM130 251V250H129ZM157 251H159V248H158V250ZM157 251H154V252H157ZM240 251V252H241ZM252 251V250H251ZM13 252H15V251H13ZM110 252V251H109ZM109 252H107L108 254H109ZM134 252V251H133ZM133 252H130V253H133ZM160 252V251H159ZM162 252H164V251H162ZM219 252V251H218ZM230 252V251H229ZM238 252H239V249H238ZM12 253V252H11ZM113 253V252H112ZM111 253V254H112ZM127 253H129V252H127ZM161 253V252H160ZM166 253H167V251H166ZM209 253V252H208ZM241 253H243V252H241ZM247 253V252H246ZM249 253H250V251H249ZM6 254V253H5ZM123 254H124V252H123ZM122 254V255H123ZM176 254H178V253H176ZM182 254H183V252H182ZM188 254V253H187ZM186 254V255H187ZM229 254V253H228ZM238 254V253H237ZM29 255V254H28ZM113 255H114V253H113ZM184 255V254H183ZM5 256V255H4ZM7 256V255H6ZM14 256V255H13ZM27 256V255H26ZM133 256V255H132ZM167 257H168V255H166ZM237 256V255H236ZM239 256V255H238ZM15 257V256H14ZM31 257H32V255H31ZM110 257V256H109ZM219 257H221V256H219ZM228 257V256H227ZM226 257V258H227ZM27 258H29V257H27ZM115 258H117V257H115ZM115 258H114V260H113V263L115 262ZM121 258V257H120ZM124 258V257H123ZM131 258V257H130ZM164 258V257H163ZM214 258H215V256H214ZM216 258H218V256L216 257ZM215 258V259H216ZM221 258H224V257H221ZM13 259V258H12ZM24 259H26L25 257H24ZM133 259V258H132ZM232 259V258H231ZM10 260V259H9ZM19 260V259H18ZM118 260H119V258H118ZM123 260V259H122ZM121 260V262H123ZM135 261H136V259H135ZM179 261V260H178ZM216 262H217V260H215ZM13 262V261H12ZM117 262V261H116ZM120 262V263H121ZM127 262V261H126ZM125 262V263H126ZM176 262V261H175ZM233 262V261H232ZM231 262V263H232ZM27 263H29V262H27ZM178 262H176V264H177ZM36 264V263H35ZM123 264V263H122ZM129 264H131V262L129 263ZM134 264H135V262H134ZM174 264V263H173ZM183 264V263H182ZM213 264V263H212ZM215 264H217V263H215ZM219 264V263H218Z\"/></svg>", "mask_w": 264, "mask_h": 264}]
</instances>
